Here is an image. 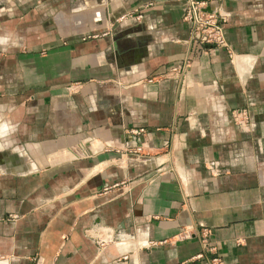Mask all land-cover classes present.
I'll list each match as a JSON object with an SVG mask.
<instances>
[{
	"label": "crops",
	"instance_id": "obj_1",
	"mask_svg": "<svg viewBox=\"0 0 264 264\" xmlns=\"http://www.w3.org/2000/svg\"><path fill=\"white\" fill-rule=\"evenodd\" d=\"M215 9L232 57L181 0H0V264H264V0Z\"/></svg>",
	"mask_w": 264,
	"mask_h": 264
},
{
	"label": "built area",
	"instance_id": "obj_2",
	"mask_svg": "<svg viewBox=\"0 0 264 264\" xmlns=\"http://www.w3.org/2000/svg\"><path fill=\"white\" fill-rule=\"evenodd\" d=\"M212 0H181L183 6L182 20L189 25V40L200 46L203 50L208 46L223 47L227 49L230 57L233 56V50L229 45L225 36V24L228 19V14L221 10H206L209 2ZM131 15V14H130ZM124 16H121L123 18ZM142 17L140 12L135 13V18ZM95 34L89 37H95ZM186 60V59H185ZM188 62L185 61L180 65L170 66L165 72L156 76L164 78L165 76L173 75L174 78H179L185 72V67ZM151 82L152 79H149ZM232 119L242 129L249 127V114L247 109H235L232 111ZM143 129L131 130L134 134H138ZM139 148H135V152ZM211 170L216 171L215 164H211ZM210 230L202 228L200 230V239L203 245V251L197 254L194 258H202L204 254H209L208 264H222L219 256L215 255V248L209 244ZM183 237H189L187 232H183Z\"/></svg>",
	"mask_w": 264,
	"mask_h": 264
}]
</instances>
